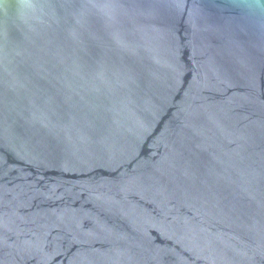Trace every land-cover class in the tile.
<instances>
[{"label": "water", "instance_id": "obj_1", "mask_svg": "<svg viewBox=\"0 0 264 264\" xmlns=\"http://www.w3.org/2000/svg\"><path fill=\"white\" fill-rule=\"evenodd\" d=\"M0 264H264V0H0Z\"/></svg>", "mask_w": 264, "mask_h": 264}]
</instances>
